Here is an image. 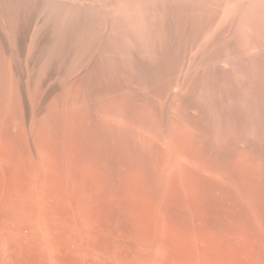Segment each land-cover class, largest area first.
Returning a JSON list of instances; mask_svg holds the SVG:
<instances>
[{"label": "bare ground", "instance_id": "obj_1", "mask_svg": "<svg viewBox=\"0 0 264 264\" xmlns=\"http://www.w3.org/2000/svg\"><path fill=\"white\" fill-rule=\"evenodd\" d=\"M47 2L0 33V264H264V163L208 153L184 117L133 121L97 85L127 75L126 44L97 58L71 32L43 47Z\"/></svg>", "mask_w": 264, "mask_h": 264}, {"label": "rangeland", "instance_id": "obj_2", "mask_svg": "<svg viewBox=\"0 0 264 264\" xmlns=\"http://www.w3.org/2000/svg\"><path fill=\"white\" fill-rule=\"evenodd\" d=\"M47 1L0 0V33L34 25ZM52 1L58 5L56 15L46 23L43 17L39 21L43 47L54 36L69 39L71 34L85 42L94 37L87 43L95 42L90 46L97 58L107 56L112 43L116 49H111L117 50L113 54L119 56L127 47V75L117 73L113 79L117 82L104 78L97 85L103 83L99 88L111 94L105 99L131 101L133 121L143 112L155 120L156 128L158 124L168 128L174 119L184 117L208 153L227 160L247 151L264 163V0ZM124 17L129 21L127 31ZM67 47L60 48L62 59L69 53ZM68 49L72 56L79 50Z\"/></svg>", "mask_w": 264, "mask_h": 264}]
</instances>
